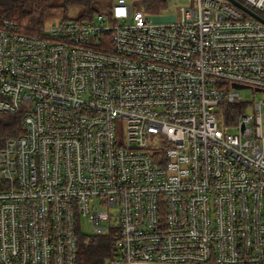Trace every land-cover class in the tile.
Segmentation results:
<instances>
[{
    "label": "built area",
    "instance_id": "built-area-1",
    "mask_svg": "<svg viewBox=\"0 0 264 264\" xmlns=\"http://www.w3.org/2000/svg\"><path fill=\"white\" fill-rule=\"evenodd\" d=\"M152 16H0V115L22 126L0 138V264H79L83 218L116 234L106 264H264V101L233 87L264 93V23L230 0Z\"/></svg>",
    "mask_w": 264,
    "mask_h": 264
},
{
    "label": "trees",
    "instance_id": "trees-1",
    "mask_svg": "<svg viewBox=\"0 0 264 264\" xmlns=\"http://www.w3.org/2000/svg\"><path fill=\"white\" fill-rule=\"evenodd\" d=\"M52 0H0V16L19 25L20 32L32 33L29 28L45 26L44 18L49 9L52 8ZM112 0H62L63 7H80L81 16L79 20L91 19L96 12H103ZM143 7L151 15L159 14L167 7L166 0H143ZM228 113L235 114L243 109L227 107ZM235 111V112H234ZM233 117L227 122L228 127L235 124ZM22 131L20 115H0V138H14ZM85 237H79V264H106L113 256V243L116 240L114 232L106 236L96 237L86 245Z\"/></svg>",
    "mask_w": 264,
    "mask_h": 264
},
{
    "label": "rangeland",
    "instance_id": "rangeland-1",
    "mask_svg": "<svg viewBox=\"0 0 264 264\" xmlns=\"http://www.w3.org/2000/svg\"><path fill=\"white\" fill-rule=\"evenodd\" d=\"M113 1V0H112ZM243 2L242 0H239ZM167 7L162 10L159 14L152 16L151 20L155 23H172L174 21H181V11L182 8L195 9L196 0H166ZM52 8L48 10L44 18L45 26H52L54 23L65 20V19H78L81 16L80 7H63L62 0H52ZM241 96L244 99V102L251 104L253 107L254 104L264 101V93H255L253 89H243L240 91ZM261 112L263 115V130H264V103L261 106ZM248 115H253L252 110H248ZM232 131V130H231ZM113 224V223H112ZM107 225V224H105ZM82 235L86 238H96L101 236L108 235V230L104 231H95L91 224L87 223V219H82ZM89 244L90 242H86Z\"/></svg>",
    "mask_w": 264,
    "mask_h": 264
},
{
    "label": "water",
    "instance_id": "water-1",
    "mask_svg": "<svg viewBox=\"0 0 264 264\" xmlns=\"http://www.w3.org/2000/svg\"><path fill=\"white\" fill-rule=\"evenodd\" d=\"M236 7H238L239 9L251 14L252 16H254V18H256L257 20L261 21L264 23V18H262L261 16H259L258 14L254 13L253 11H251L249 8H247L246 6H244L243 4H241L238 1L235 0H230ZM233 87L236 89H247V87L239 85V84H233ZM258 91V90H256Z\"/></svg>",
    "mask_w": 264,
    "mask_h": 264
},
{
    "label": "bare ground",
    "instance_id": "bare-ground-1",
    "mask_svg": "<svg viewBox=\"0 0 264 264\" xmlns=\"http://www.w3.org/2000/svg\"><path fill=\"white\" fill-rule=\"evenodd\" d=\"M258 92V91H257Z\"/></svg>",
    "mask_w": 264,
    "mask_h": 264
}]
</instances>
